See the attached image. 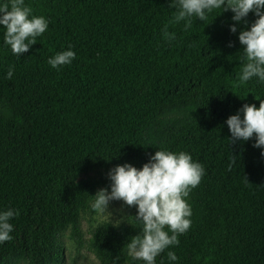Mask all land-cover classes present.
<instances>
[{
	"label": "trees",
	"instance_id": "obj_1",
	"mask_svg": "<svg viewBox=\"0 0 264 264\" xmlns=\"http://www.w3.org/2000/svg\"><path fill=\"white\" fill-rule=\"evenodd\" d=\"M24 3L48 29L17 56L0 25V98L7 107L0 117V212L19 213L10 220L12 239L0 243V264L14 256L60 263L59 235L68 222L81 248L79 216L94 211L91 196L108 183L90 174L112 165L142 169L159 150L188 153L205 174L185 198L190 228L155 264H264V148L253 147L255 138L231 144L226 124L245 104L259 108L264 100L258 77L238 79L239 34L250 30L255 13L236 23L233 12L214 9L204 21L192 17L185 31V21L169 23L176 0ZM166 24L175 33L171 42ZM67 50L75 52L70 64L47 63ZM134 217L103 226L100 264H145L125 247L142 231Z\"/></svg>",
	"mask_w": 264,
	"mask_h": 264
},
{
	"label": "clouds",
	"instance_id": "obj_2",
	"mask_svg": "<svg viewBox=\"0 0 264 264\" xmlns=\"http://www.w3.org/2000/svg\"><path fill=\"white\" fill-rule=\"evenodd\" d=\"M170 6L177 11L169 23L185 21V31L192 26V17L204 21L214 9L223 7L224 12H233L236 23H246L249 13H255L258 18L251 24L250 30L239 34L243 55L238 79L244 83L258 77L264 82V0H176ZM0 25L6 29L5 44L17 56L29 52L37 43V38L48 29V21L43 16L33 15L32 8L26 6L24 0H9L0 4ZM230 30L234 34L237 32L235 26ZM163 36L169 42L176 38L175 33H169L167 24ZM233 46L229 44V47ZM74 59L75 52L67 50L57 53L47 63L58 69ZM13 73L14 66L8 70V79ZM226 124L231 133V144L255 138L253 147L264 148V100H260L259 108L255 104H245L238 114L227 119ZM261 154L264 156V152ZM235 163L236 156L233 155L229 171ZM204 174V166L194 162L188 153L159 150L142 169L131 164L111 169L108 173L110 191L108 188L100 189L95 196H91L94 201L92 208L103 214L108 212L111 201H123L126 206L137 207L138 214L134 218L143 226L142 231L132 237L125 247L133 259L155 264L157 256L170 246L179 245L178 236L190 228L188 218L191 208L185 198L200 184ZM18 215L13 209L0 212V243L12 239L13 225L10 220ZM167 256L170 261L177 260L175 252L169 251Z\"/></svg>",
	"mask_w": 264,
	"mask_h": 264
},
{
	"label": "rangeland",
	"instance_id": "obj_3",
	"mask_svg": "<svg viewBox=\"0 0 264 264\" xmlns=\"http://www.w3.org/2000/svg\"><path fill=\"white\" fill-rule=\"evenodd\" d=\"M6 113V104L0 98V117ZM115 167L112 165L99 173L90 174V176L96 179L102 178L108 182L106 185H101L98 190L108 188L110 191L111 181L108 179V173ZM93 202H90L91 206ZM137 214V207L126 206L123 201H111L108 212L103 214H99L95 210H88L81 213L78 219V225L83 243L82 247L77 249L75 242L71 238L73 224L68 222L60 231L59 235L62 260L58 264H100L96 253L104 245L100 238L103 226L106 224L112 226L127 224ZM2 264H26V262L14 256Z\"/></svg>",
	"mask_w": 264,
	"mask_h": 264
}]
</instances>
